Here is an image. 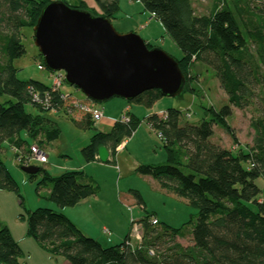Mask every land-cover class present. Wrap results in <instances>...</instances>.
Here are the masks:
<instances>
[{"label":"trees","instance_id":"trees-1","mask_svg":"<svg viewBox=\"0 0 264 264\" xmlns=\"http://www.w3.org/2000/svg\"><path fill=\"white\" fill-rule=\"evenodd\" d=\"M50 1L0 0V97L12 98L0 102V149L5 143L12 147L20 167L32 155L33 146L44 151L61 132L47 117L29 113L27 103L40 111L69 114L80 128L95 125L90 113L75 108L70 103L72 98L62 99L61 92L54 91L51 84L18 78L14 61L26 54L24 29L33 31L41 10ZM95 1L100 12L82 0L74 7L111 21L119 12L120 0ZM138 1L182 50L183 57L177 61L185 77L190 75L199 81L203 73H210L229 101L220 109L205 106V117L198 125L182 124L181 111L176 108L147 117L148 125L163 142L167 159L161 164L139 165L137 172L156 178L162 188L198 208L190 233L192 244L177 242L178 237L185 236L182 229L153 226L146 216L139 221L144 228L140 246H128V236L120 244L104 246L49 207L28 211L27 234L44 250L71 264H264V196L261 199L263 186L257 183L259 179L264 181V3L253 7L246 0L242 7L234 0H217L210 13L197 14L192 0ZM39 56L44 64L42 54ZM197 64L201 65L199 70ZM185 90L199 96L194 84H186ZM35 95L43 101H36ZM161 97L155 89L128 102L149 108ZM233 106L254 107L251 125L255 142L250 151L239 145L236 150L226 149L211 140L214 126L230 131L227 118ZM126 115L129 122L117 121L109 132L93 134L82 149L86 161L97 159L101 145L115 150L133 135L142 120ZM26 135L29 140L23 138ZM37 173L42 174L38 190L49 189L44 198L59 208L73 207L99 190L98 184L81 171L67 170L54 176L38 167ZM0 190L14 191L22 198L1 156ZM134 193L140 201L139 193ZM22 256L20 244L0 222V264H27L21 261Z\"/></svg>","mask_w":264,"mask_h":264},{"label":"rangeland","instance_id":"rangeland-1","mask_svg":"<svg viewBox=\"0 0 264 264\" xmlns=\"http://www.w3.org/2000/svg\"><path fill=\"white\" fill-rule=\"evenodd\" d=\"M56 1V0H51ZM66 2L71 6L78 5V0H58ZM231 1V0H220ZM236 4L245 7L246 0H234ZM120 9L112 20V24L119 33L135 32L141 36L147 44L154 48L163 49L176 60L183 57L182 50L175 44L169 34L166 33L162 23L156 19L150 12L146 11L143 4L138 0H120ZM217 0H192L193 7L197 14H208L214 8ZM253 7L263 5L264 0H250ZM32 29H24L22 42L26 48V54L14 61L15 67L18 69L17 75L20 80H37L46 84H50L48 79L49 71L39 68L41 62L39 48L34 43V38L31 34ZM198 65V69L201 67ZM202 75V74H201ZM199 81L193 80L188 75L186 84L190 87L194 84L198 88L199 96H194L191 91L185 90L182 94L176 97L162 96L152 107L138 106L136 102H128L119 97L113 99H121L124 103L129 104L136 113L139 119L142 120V127L148 130V123L146 120L147 114L155 111L167 110L169 108H176L181 111V123L198 125L205 117V106L220 109L223 105H228V97L222 90L217 78L210 73H203L199 76ZM188 81L187 83V80ZM186 88V86H185ZM62 91H69L77 100L86 99L85 94L75 86L64 84ZM11 97L4 95L0 97V102H7ZM111 99V100H113ZM110 101V100H109ZM107 102L97 103V106L104 108L106 119L111 115L119 116L117 106L119 104L107 105ZM123 103V102H121ZM26 109L31 114H39L43 117H52V122L60 130V136L51 141L49 147H44L48 155L47 163H40L36 160L27 162L24 165H34L48 169L50 173L57 176L64 172L63 166H73L86 163L82 153V149L90 142V138L96 131H108L109 126L103 125V122H96L94 127L80 128L72 120L68 114L56 115L53 111H40L31 103H27ZM101 109V108H100ZM190 109L189 119L185 118V113ZM102 110V109H101ZM232 115L227 118L228 124L231 126L230 131H227L221 126H214V135L211 140L226 149L236 150L239 147H244L249 150L254 146L255 131L251 125L252 119L255 115L254 107L239 109L232 107ZM189 112V111H188ZM56 113V112H55ZM58 114V113H57ZM139 125V126H140ZM143 129V128H142ZM25 132V131H23ZM26 133V132H25ZM25 136V134L23 133ZM146 135V134H145ZM27 140L30 138L26 135ZM12 150V151H11ZM157 150L159 154L154 153ZM14 152V153H13ZM166 150L163 142L158 136L154 134L153 140L150 138H135L122 154H118L116 161L106 163L99 161L93 166L89 167L87 173L93 174L95 180L101 187L102 197L105 199L113 195L115 200L111 202L112 205L107 207L103 212L96 209L92 215L91 226L83 225L86 230H91V234L102 238L104 246H111L120 244L124 241L119 239V236L126 230L129 232L131 218L135 220L143 219V217L150 218L151 215L159 220L156 227L169 226L172 228L182 229L184 237L177 238V242L184 246L192 244L191 231L197 221L198 208L189 204V202L175 193L160 187L159 181L151 176L141 175L137 172V167L146 163H162L166 161ZM0 156L4 160L8 171L16 180L19 195L14 191L0 190V222L3 225L12 229L19 244L23 250L21 261L23 263L31 264H45L46 250L31 236L28 232V211L35 210L39 207H46L47 203H52L55 209H59L53 202H47L44 197L47 188L42 187L38 190V183L42 179V174H27L21 167L19 158L15 156V150L7 143L3 144L0 149ZM22 156V155H21ZM20 157V155H19ZM68 159V160H67ZM68 168V167H67ZM70 170V169H66ZM259 185L262 184L263 192L261 199L264 196V181L257 180ZM134 190L140 192L145 200L144 205L138 203L137 196ZM23 200V204H21ZM107 205V204H106ZM108 206V205H107ZM145 206V207H144ZM113 213L114 216H106L108 213ZM123 221V226H122ZM118 227H117V226ZM115 227L116 231H114ZM140 230L144 233V228L139 225ZM10 229V231H11ZM105 229L112 231V241H107L109 235L104 232ZM123 230V231H122ZM89 232V231H86ZM94 232V233H92ZM105 233V234H104ZM126 233V234H127ZM99 234V235H98ZM106 235V236H104ZM19 238V239H18ZM132 238V237H131ZM44 255V257L42 256Z\"/></svg>","mask_w":264,"mask_h":264},{"label":"water","instance_id":"water-1","mask_svg":"<svg viewBox=\"0 0 264 264\" xmlns=\"http://www.w3.org/2000/svg\"><path fill=\"white\" fill-rule=\"evenodd\" d=\"M34 43L50 72H65V84L80 89L96 103L115 97L134 100L149 90L176 97L186 86L178 61L163 49L149 48L135 32L119 33L102 15L50 1L33 27ZM109 151L98 148V158L107 162ZM27 174L38 167L23 165Z\"/></svg>","mask_w":264,"mask_h":264},{"label":"crops","instance_id":"crops-1","mask_svg":"<svg viewBox=\"0 0 264 264\" xmlns=\"http://www.w3.org/2000/svg\"><path fill=\"white\" fill-rule=\"evenodd\" d=\"M79 1V0H78ZM84 1L90 8H94L96 10H98V12H100V9L96 3L95 0H82ZM49 76V75H47ZM64 92H69V91H64ZM82 101H86V99L82 100ZM123 102V103H121ZM113 104H119L117 106V111L119 113V116H115L116 114H113L110 116L109 119H106V116L104 114V108L100 107L103 111V118L101 121L99 122H103L105 121V123L103 125L105 126H109V130L108 131H102V132H109L111 130V128L114 126V124L117 122V121H121V117L123 116V114H125L126 112L130 115H135L136 117H140L138 116L136 113L137 110H133V108L129 105V104H126L124 103V101H121V99H113V100H110L108 101L107 105H113ZM139 107L141 106H144L142 104H138ZM146 107V106H144ZM155 107L156 105L154 106V110L152 112H150L149 114H147L146 117L152 115V114H158V115H162L164 112H166L167 110L163 109V110H159V111H155ZM54 114L56 115H63L65 114L64 112L62 113H59L57 114V112ZM52 121V117L48 118ZM147 120V118H146ZM53 123V122H52ZM96 123V122H95ZM142 124V123H141ZM55 125V124H54ZM143 125H140L138 127V129L133 133V135L130 137V138H126L124 141H122V143L114 150L112 148V146H106L108 151H109V157H108V160L106 163H112V162H115L116 161V157L117 155L120 153L122 154L125 150L128 149V147L130 146L131 142L133 140H135V138H137V136L139 138H150V140H153V136L154 134L156 136H158V134L153 130L151 129V127L148 125V130L144 129V127H142ZM143 128V129H142ZM215 131V130H214ZM101 132V131H100ZM61 133V132H60ZM146 134V135H145ZM93 136V135H92ZM159 137V136H158ZM160 139V138H159ZM51 145V143H48L46 145V147H49ZM238 146V145H237ZM12 151V150H11ZM44 151L46 152V150L44 149ZM14 153V152H13ZM154 153L156 154H159V152L157 150H154ZM166 159H167V155H166ZM68 160V159H67ZM86 161V159H85ZM99 158H98V154H97V159L94 160V161H86V163H88L87 165L88 166H93L92 164L99 162ZM166 162V161H165ZM165 162H162V163H165ZM86 163H82L80 165H73V166H63V170L67 171L66 169H70V170H74V171H81L83 172V174L88 177V178H91L92 180H94L97 184L98 182L95 180L93 174H89L87 173V170L86 169H89V167L86 166ZM146 164H161V163H146ZM68 167V168H67ZM48 170V169H47ZM49 171V170H48ZM64 171V172H65ZM50 172V171H49ZM63 173V172H62ZM51 174V173H50ZM60 175V174H59ZM148 176V175H147ZM152 177V176H151ZM160 185V183H159ZM98 187H99V190H98V193L95 195V196H91L89 198H86L84 200H82L81 202H79L77 205L73 206V207H65V208H59L58 210L54 208L53 204L52 203H47V206L46 207H49L55 211H58V212H61L63 213L69 220H71L84 234H86L87 236L89 237H92L94 239H96L97 241L101 242L102 243V240H103V236L101 238L100 237H97L96 235L94 234H91V230H86V228L83 226V225H89L91 226V222H92V215H89V213H93V211H95L96 209H98L99 211L103 212L107 207H111L112 205H116L117 203L114 202L112 205H109L111 204L112 201L115 200L114 196L113 195H110L109 197H107L106 199L104 197H102V194H101V187L100 185L98 184ZM161 187V185H160ZM136 191V190H134ZM49 192V189H47V192L46 194ZM138 192V191H137ZM139 195H140V201L142 202V204L144 205L145 203V200L143 199V196L140 192H138ZM138 203H141L139 201V199H137ZM47 202H50V201H47ZM108 206H107V205ZM145 207V206H144ZM106 216H114L113 213H108ZM131 221V224L130 226H128V230L130 231L131 229V226H132V222L133 221H136L135 219L131 218V220H129V223ZM117 226V225H116ZM122 226H123V221H122ZM92 227V226H91ZM118 227V226H117ZM11 229V228H10ZM114 231H116L115 227H113ZM86 231H89V232H86ZM123 231V230H122ZM105 232V231H104ZM111 233L110 234H107L106 235H109V237L107 238V241H112V238L110 236H112V231H110ZM11 233L13 235V237L15 238V240L19 243V240L16 239L15 235H14V232L12 231L11 229ZM94 233V232H92ZM127 233V230L121 234V235H117L119 236V239H123L126 238V236L128 235ZM105 234V233H104ZM99 235V234H98ZM104 235V236H106ZM19 239V238H18ZM102 239V240H100ZM125 240V239H124ZM44 250V249H43ZM47 252V251H46ZM45 254V258L43 259V262L45 264H71L67 259L61 257V256H55V255H52L50 254L49 252L47 253H44ZM44 257V255H42ZM28 264H31L30 262Z\"/></svg>","mask_w":264,"mask_h":264},{"label":"built area","instance_id":"built-area-1","mask_svg":"<svg viewBox=\"0 0 264 264\" xmlns=\"http://www.w3.org/2000/svg\"><path fill=\"white\" fill-rule=\"evenodd\" d=\"M39 68L42 70H47L45 65L41 64V63L39 64ZM48 79L50 80V84L52 86V89L54 91H60L61 92L60 97L62 99L72 98V100H74L76 105L80 106L84 111L92 114V119L95 122L102 120L103 111L100 108H94V107L89 106V105H84L83 103L85 101L77 100L73 97V95L70 92H63L61 90L62 86L64 85V81H65V72L64 71L49 72ZM35 100L38 102L43 101V99L40 98V96H38V95H35ZM190 114H191L190 110H189V112L186 111L185 118L189 119V117L191 116ZM121 120L124 122H129L130 119L125 113V114H123ZM32 160H36L40 163H47L48 162V155L46 154V152L39 149L37 146H33L32 147V155L28 158L27 164L30 163ZM262 201H264V197H263ZM149 220L153 225L159 224V220L156 217H154L153 215L150 216ZM139 225H141V224L137 221L132 222V227H131L132 236H129L126 240V244L128 246H131V247L140 246V244L143 240V232L140 230ZM105 233H109V231L107 229H105ZM151 253H153V252L151 251Z\"/></svg>","mask_w":264,"mask_h":264},{"label":"bare ground","instance_id":"bare-ground-1","mask_svg":"<svg viewBox=\"0 0 264 264\" xmlns=\"http://www.w3.org/2000/svg\"><path fill=\"white\" fill-rule=\"evenodd\" d=\"M33 35H34V32H33ZM64 84H65V81H64ZM64 92V91H63ZM88 98H86V101L83 103L84 105H89V106H92V107H94V108H99L98 106H97V103L95 102V101H93V100H91V99H88ZM70 103L75 107V108H77V109H79V110H81V111H83V112H86V111H84L80 106H78V105H76L75 104V102H74V100H71L70 101ZM190 109H188V111H189ZM87 113H89V112H87ZM91 114V113H90ZM69 115V114H68ZM92 115V114H91ZM122 118V117H121ZM141 220V219H140ZM140 220H136L137 222H139ZM151 223V222H150ZM152 224V223H151ZM153 225V224H152ZM153 226H156V225H153ZM132 227V226H131ZM108 230V229H107ZM109 231V233H107V234H110L111 232H110V230H108ZM128 237L129 236H132V233H131V229H130V231H129V233H128V235H127Z\"/></svg>","mask_w":264,"mask_h":264}]
</instances>
